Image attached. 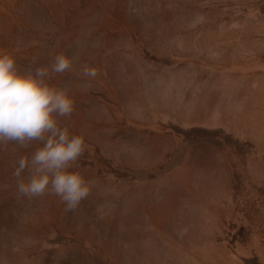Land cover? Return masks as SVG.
<instances>
[{
	"label": "rangeland",
	"instance_id": "1",
	"mask_svg": "<svg viewBox=\"0 0 264 264\" xmlns=\"http://www.w3.org/2000/svg\"><path fill=\"white\" fill-rule=\"evenodd\" d=\"M0 52L74 58L50 83L91 181L22 197L39 144L0 146V264H264V0H0Z\"/></svg>",
	"mask_w": 264,
	"mask_h": 264
},
{
	"label": "clouds",
	"instance_id": "2",
	"mask_svg": "<svg viewBox=\"0 0 264 264\" xmlns=\"http://www.w3.org/2000/svg\"><path fill=\"white\" fill-rule=\"evenodd\" d=\"M73 64V57L60 52L50 55L46 65L21 69L11 54L0 52V146L39 144L16 161L17 192L28 199L54 195L69 211L90 193L91 181L72 170L87 145L82 134L60 126V118L72 114L74 99L67 82L57 87L50 80L71 71ZM96 74L95 68L82 65L83 77Z\"/></svg>",
	"mask_w": 264,
	"mask_h": 264
}]
</instances>
